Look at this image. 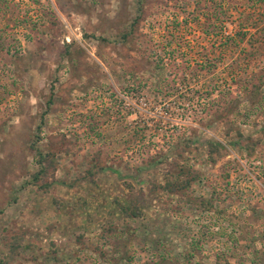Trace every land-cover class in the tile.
<instances>
[{"label": "rangeland", "instance_id": "1", "mask_svg": "<svg viewBox=\"0 0 264 264\" xmlns=\"http://www.w3.org/2000/svg\"><path fill=\"white\" fill-rule=\"evenodd\" d=\"M259 258L264 0H0V264Z\"/></svg>", "mask_w": 264, "mask_h": 264}, {"label": "trees", "instance_id": "2", "mask_svg": "<svg viewBox=\"0 0 264 264\" xmlns=\"http://www.w3.org/2000/svg\"><path fill=\"white\" fill-rule=\"evenodd\" d=\"M208 157L212 163H216L219 159L224 156L223 151H225V147L223 144L217 141H209L208 142ZM37 154L40 158L39 166L40 170L37 174L34 175L35 182H38L42 176L47 174V168L45 167L46 163L50 162V155L43 154L40 150H36ZM52 161V160H51ZM52 165V162H51ZM183 171L175 169L171 167L169 171L165 174V184L164 186H160L161 189L167 191L169 193H175L181 191L183 189L190 188L193 181H195L194 176H190L189 178L183 179ZM156 189V188H155ZM209 203V202H208ZM148 208L146 195L143 191L139 195L134 196L129 202L127 207H123L122 211L124 215L128 218H138L145 216V210ZM252 264H264L262 260L259 258L253 259L251 261Z\"/></svg>", "mask_w": 264, "mask_h": 264}]
</instances>
